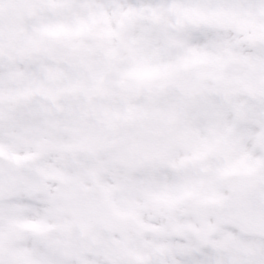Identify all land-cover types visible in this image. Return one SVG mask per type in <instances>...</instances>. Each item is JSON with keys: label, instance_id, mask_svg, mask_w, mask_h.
<instances>
[{"label": "rangeland", "instance_id": "1", "mask_svg": "<svg viewBox=\"0 0 264 264\" xmlns=\"http://www.w3.org/2000/svg\"><path fill=\"white\" fill-rule=\"evenodd\" d=\"M234 140V139H233Z\"/></svg>", "mask_w": 264, "mask_h": 264}]
</instances>
